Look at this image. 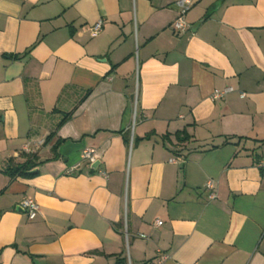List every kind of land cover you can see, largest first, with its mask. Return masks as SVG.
I'll return each mask as SVG.
<instances>
[{
  "label": "crops",
  "instance_id": "1",
  "mask_svg": "<svg viewBox=\"0 0 264 264\" xmlns=\"http://www.w3.org/2000/svg\"><path fill=\"white\" fill-rule=\"evenodd\" d=\"M176 1L0 0V264H264V0Z\"/></svg>",
  "mask_w": 264,
  "mask_h": 264
},
{
  "label": "built area",
  "instance_id": "2",
  "mask_svg": "<svg viewBox=\"0 0 264 264\" xmlns=\"http://www.w3.org/2000/svg\"><path fill=\"white\" fill-rule=\"evenodd\" d=\"M176 6L178 9L177 12V16L176 18L173 20V22L171 23V28L174 30V32L176 33H182L184 32L188 25L186 22V18L185 15L187 13V11L190 9L191 5H192V0H177L176 2ZM103 25V21L99 20L97 23H95L92 27H91V34L92 36L96 35L102 28ZM232 91V87H226L223 90H218L215 89L211 95L212 99H218L221 98L224 94L228 93ZM135 103H136V98H135ZM81 158L84 160H87L89 162H92L94 160L93 157V153L91 149H84L81 152ZM261 165H264V160L261 161L260 163ZM206 187L209 189H213L214 187V182L213 180H208L206 183ZM215 194L211 193V197H214ZM20 206L23 210H25V212L27 213L28 218L34 219L38 213H39V205L38 203L32 199V198H28V197H24L20 203ZM161 221H156L155 225H161Z\"/></svg>",
  "mask_w": 264,
  "mask_h": 264
},
{
  "label": "trees",
  "instance_id": "3",
  "mask_svg": "<svg viewBox=\"0 0 264 264\" xmlns=\"http://www.w3.org/2000/svg\"><path fill=\"white\" fill-rule=\"evenodd\" d=\"M65 119V118H64ZM48 136L47 138H49ZM58 142L52 148L53 151H56ZM37 154H27L20 153L18 158L10 157L7 160L6 167L4 172L10 177L15 176H31L36 173L32 172L38 164Z\"/></svg>",
  "mask_w": 264,
  "mask_h": 264
}]
</instances>
